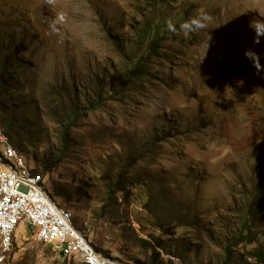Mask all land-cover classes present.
Segmentation results:
<instances>
[{"label":"rangeland","instance_id":"rangeland-1","mask_svg":"<svg viewBox=\"0 0 264 264\" xmlns=\"http://www.w3.org/2000/svg\"><path fill=\"white\" fill-rule=\"evenodd\" d=\"M203 15L198 32L167 27ZM256 19L264 0H0L3 132L36 177L69 190L56 202L97 253L118 264H243L256 248L233 245L234 205L264 173ZM149 25L169 31L152 55L138 47ZM50 151L61 163L45 177L35 157ZM120 175L136 183L124 211V194L111 193ZM53 246L21 226L13 248L0 240V264H83Z\"/></svg>","mask_w":264,"mask_h":264},{"label":"trees","instance_id":"trees-1","mask_svg":"<svg viewBox=\"0 0 264 264\" xmlns=\"http://www.w3.org/2000/svg\"><path fill=\"white\" fill-rule=\"evenodd\" d=\"M145 28H146V35H149V38L147 40L148 43L141 41L138 47L141 50L144 44L146 46V51H148V53L152 55L151 53L155 52V48L159 45L158 44L159 41H161L159 38H162L169 31L167 30L165 32H161L162 30L161 27L155 28V26L153 25L145 26ZM137 32L138 31H134L133 33H137ZM4 83L8 84L9 82L6 80L4 76L0 77V99L6 92V89L3 86ZM57 118L60 119L58 121H60L61 123H64L66 121L71 123V125H74L72 124L74 122L72 121V117L70 116L65 117L64 115L60 114L57 116ZM0 125L3 127L2 123H0ZM59 141L64 151V149L67 148V146L69 145L68 136L64 132H62ZM35 160L38 161V163L41 165L40 169L42 170V173L46 177L48 175H51L55 171V169L59 166V164L61 163V156L56 157L50 151L46 153L44 160H41L38 157H35ZM34 171L35 173L38 172V171L36 172V170ZM121 178L122 176L120 175L117 183L115 184L116 185L115 189H112L111 193L115 191L124 194V201H125L124 204L116 205L118 209L124 211L126 202L133 200L135 197V194L130 189L134 187L136 183L129 180H126L124 183H122ZM83 183L86 184V182ZM86 185L88 186V184ZM251 187L253 189L252 192L245 191L243 193L245 200L239 201L240 203L234 205L233 208V211H236L242 215L239 219V221L241 222V227L239 228L240 234L238 239L233 243V245L243 244L245 245L246 248L253 246L254 248L256 247L253 251L248 252V256H246L247 260L243 256L240 257L241 260L243 261V264H264V225H263L264 224V173L263 172L261 173V180L259 182H256ZM86 191L87 189H83V188L78 189V192H81V194L83 195L86 194ZM49 195L58 205V207L67 211L56 202V198L59 197H64L66 199H69L70 192L68 189L65 188V186H56V185L52 186V188H49ZM114 205L115 204L110 203L111 207H114ZM110 206L109 205L105 206V209H107ZM161 243L162 241L160 240L159 243H153V245L156 249H161L163 248V245H161ZM97 250L103 252L99 248H97ZM154 254L158 255L157 252ZM106 255L108 256V254ZM230 258L231 257L228 256L226 261L227 264H231Z\"/></svg>","mask_w":264,"mask_h":264},{"label":"bare ground","instance_id":"bare-ground-1","mask_svg":"<svg viewBox=\"0 0 264 264\" xmlns=\"http://www.w3.org/2000/svg\"><path fill=\"white\" fill-rule=\"evenodd\" d=\"M0 148L4 149V152L0 150V174L3 177H10L15 175L18 178L15 179V186H23L24 183H36L41 181L39 177H36L32 171L26 165L25 160L18 153V151L9 143L3 132V127L0 125ZM7 149V150H6ZM6 178H0V198H4ZM49 201L54 200L49 195ZM58 210L64 216L66 221L67 230L74 235H70V243H83V240H87L86 236L78 229L74 223L73 215L58 207ZM36 210L20 211L15 215V221L9 224V230L5 229V224L0 221V240L1 248L4 250H10L14 247L15 237L21 226H24L34 233L39 242L49 245H54L53 249L67 257L77 258L83 264H118L115 263L101 254L97 253L91 245L88 243V248L92 255L86 254V246H79V254L68 253V250H61L58 245V241L53 236H61L60 228H52V235L45 231V227L42 226V221H35ZM97 257V258H96Z\"/></svg>","mask_w":264,"mask_h":264},{"label":"built area","instance_id":"built-area-1","mask_svg":"<svg viewBox=\"0 0 264 264\" xmlns=\"http://www.w3.org/2000/svg\"><path fill=\"white\" fill-rule=\"evenodd\" d=\"M0 178H6V185H1L5 186V195L4 198H0V221L5 224V229L9 230V224L15 221L17 212L36 210L35 221H42L45 231L52 235V228L61 229V236L52 235L58 241L61 250L79 254V246H86V254L92 255L88 248V240H83V243H70V235L74 234L67 230L66 221L58 210V205L49 201V187L46 181L23 182V186H15V179L22 178L14 174L10 177H3L0 174Z\"/></svg>","mask_w":264,"mask_h":264},{"label":"clouds","instance_id":"clouds-1","mask_svg":"<svg viewBox=\"0 0 264 264\" xmlns=\"http://www.w3.org/2000/svg\"><path fill=\"white\" fill-rule=\"evenodd\" d=\"M210 19L211 18L207 15L193 17V18H190V19L180 23L178 28L174 23H172L171 20H169V21H167V27H168L169 31H171L173 33L177 32V31L194 33V32H198L200 30L207 28V22ZM249 27L255 33L254 43L258 44L260 42V38L264 37V20H260V19L253 20L250 22ZM245 55L247 57L252 58L256 62L255 66L257 68L260 67V65L258 63V57L256 56V54L254 52H252L251 50H247L245 52Z\"/></svg>","mask_w":264,"mask_h":264}]
</instances>
